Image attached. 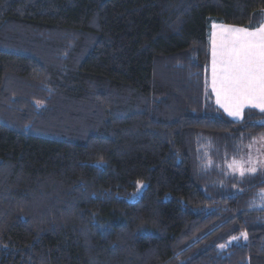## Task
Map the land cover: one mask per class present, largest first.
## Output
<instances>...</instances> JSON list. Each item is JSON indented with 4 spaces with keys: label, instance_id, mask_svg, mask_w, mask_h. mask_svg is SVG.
<instances>
[{
    "label": "trees",
    "instance_id": "obj_1",
    "mask_svg": "<svg viewBox=\"0 0 264 264\" xmlns=\"http://www.w3.org/2000/svg\"><path fill=\"white\" fill-rule=\"evenodd\" d=\"M212 20L264 0H0V264H264V170L224 168L264 113L206 92Z\"/></svg>",
    "mask_w": 264,
    "mask_h": 264
},
{
    "label": "snow or ice",
    "instance_id": "obj_2",
    "mask_svg": "<svg viewBox=\"0 0 264 264\" xmlns=\"http://www.w3.org/2000/svg\"><path fill=\"white\" fill-rule=\"evenodd\" d=\"M211 56V87L225 112L234 118L241 116L244 107L264 113V24L252 30L221 25L211 34ZM228 167L242 177L257 171L251 158L233 160ZM260 198L264 201V193ZM241 235L247 238L246 233Z\"/></svg>",
    "mask_w": 264,
    "mask_h": 264
},
{
    "label": "rangeland",
    "instance_id": "obj_3",
    "mask_svg": "<svg viewBox=\"0 0 264 264\" xmlns=\"http://www.w3.org/2000/svg\"><path fill=\"white\" fill-rule=\"evenodd\" d=\"M213 23H215L217 25L216 29H213V27H212ZM221 25L226 26V25L221 24L220 22H217L215 20L211 21V23H210L211 33L209 32L210 42H211V34H212V32L213 31H219ZM210 60L212 61V56H210ZM206 85H207V83H206ZM225 114L228 115L227 112ZM230 119H232L234 121H240L242 118L241 117H239V118L230 117ZM262 138H264V136H259V137L255 138L253 141L249 142V144L245 146L243 152L242 151L239 152V156H234L231 159L227 160L224 163L225 170L230 175L237 176V177L241 178L242 176H240L239 172L238 171H233L232 169H230L228 167V165L231 164L233 162V160H236V161L243 160V161L246 162V161L249 160V158L252 159L253 163L255 164V166L257 168V171L264 170V139H262ZM208 149H209V156H208ZM199 150L201 151V155H202L201 158L203 160L201 162V164L204 167H206V168L210 167L211 161H212V158L210 157L211 149H210L209 145L207 144V142L202 143L199 146ZM244 166H245V168H247L249 165L247 163H245ZM255 173H245L244 176L252 175V174H255ZM260 193H264V190H261L258 193L256 207L260 208V209H264V201L261 200ZM236 240H237V238L236 239H231L228 243L235 242Z\"/></svg>",
    "mask_w": 264,
    "mask_h": 264
},
{
    "label": "crops",
    "instance_id": "obj_4",
    "mask_svg": "<svg viewBox=\"0 0 264 264\" xmlns=\"http://www.w3.org/2000/svg\"><path fill=\"white\" fill-rule=\"evenodd\" d=\"M264 24V22L262 23ZM239 28V27H238ZM209 32L211 33V28L209 30ZM208 39H209V46H210V56H211V42H210V35L208 36ZM206 92L208 93V95L210 96V98L212 99L213 103L225 114L226 112L224 111V108L221 107L218 103H217V99H216V95L213 93L212 91V87H211V60H210V63H209V67L207 69V76H206ZM246 109H255V108H251V107H244L243 110H242V114H241V118L243 117V114H244V111ZM255 110H258V109H255ZM259 111V110H258ZM226 115V114H225ZM227 117H232V116H229V115H226Z\"/></svg>",
    "mask_w": 264,
    "mask_h": 264
}]
</instances>
